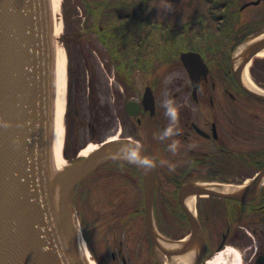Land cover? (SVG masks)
<instances>
[{"label": "flooded vegetation", "instance_id": "flooded-vegetation-1", "mask_svg": "<svg viewBox=\"0 0 264 264\" xmlns=\"http://www.w3.org/2000/svg\"><path fill=\"white\" fill-rule=\"evenodd\" d=\"M261 4L264 0H236L235 32L180 33L226 40L219 51L186 49L200 52L204 61L193 77L180 53L175 55L187 78L173 92H157L164 74L157 55L121 73L123 92L136 88L134 74L140 72L143 80L123 102L129 131L117 138L136 142L144 155L130 145L115 146L121 153L112 156L124 158L99 165L102 157L70 191V217L69 203L88 251L81 258L96 264H171L195 247L194 264H264V67L256 64L264 56L252 57L248 75L254 88L242 80L247 64L234 63L238 45L264 37V7L258 16L244 18ZM169 98L178 108L176 122L166 112ZM169 127L172 136L165 134ZM139 128L141 137L135 135ZM173 140L179 141L175 153L168 147ZM129 148L141 160L129 161Z\"/></svg>", "mask_w": 264, "mask_h": 264}, {"label": "water", "instance_id": "water-1", "mask_svg": "<svg viewBox=\"0 0 264 264\" xmlns=\"http://www.w3.org/2000/svg\"><path fill=\"white\" fill-rule=\"evenodd\" d=\"M50 30L47 0H0V264H84L72 232L70 191L115 146L144 155L128 138L108 140L47 176ZM263 47L264 37L251 43L240 66ZM181 59L191 77L204 65L198 52H182ZM54 182L62 183L56 203Z\"/></svg>", "mask_w": 264, "mask_h": 264}, {"label": "rangeland", "instance_id": "rangeland-1", "mask_svg": "<svg viewBox=\"0 0 264 264\" xmlns=\"http://www.w3.org/2000/svg\"><path fill=\"white\" fill-rule=\"evenodd\" d=\"M169 0H150L145 10V15L151 21H160L171 26H181L192 16L207 12L209 6L206 0H171L172 7L165 10ZM55 12L51 5L50 17L58 29V44L66 55V95L64 112V137L62 144V156L64 166L78 160L82 155L81 146L112 136L120 137L127 134L129 120L126 119L124 101L134 95L133 89L142 85V74L139 72L132 76V91H124L121 82L123 75L115 68L107 64L108 57L103 45L96 34H85L81 29L84 18L83 6L76 0H56ZM264 5L254 7L248 15L258 16ZM158 34V33H157ZM168 62L160 65L164 74L157 92L165 94L175 91L176 84H183L187 78L181 62L173 55ZM167 61V60H166ZM256 61V60H255ZM250 61L248 70L253 69L255 62ZM264 67V59H258L257 63ZM141 76V77H140ZM179 81V82H178ZM179 86V85H178ZM98 114V115H97ZM96 115L99 122L96 124ZM132 120V119H131ZM127 129V130H126ZM142 130H137V136L141 137ZM114 152L103 156L98 164H104L107 160L123 159L120 155L112 156ZM63 166V167H64ZM73 218L72 232L78 230L77 215L71 207ZM75 238V237H74Z\"/></svg>", "mask_w": 264, "mask_h": 264}, {"label": "trees", "instance_id": "trees-1", "mask_svg": "<svg viewBox=\"0 0 264 264\" xmlns=\"http://www.w3.org/2000/svg\"><path fill=\"white\" fill-rule=\"evenodd\" d=\"M76 1L83 6L82 31L88 35L96 34L106 51L107 64L116 63L121 70H130L135 65L147 63L151 56L157 55L165 60L179 48L210 47L219 51L224 45L221 42L226 40L222 36L180 35L182 32L236 31V0H208L209 12L199 13L179 27L153 23L145 17L150 0ZM158 32H161L160 42L156 43ZM148 47L160 50L150 54ZM102 122L106 121L100 120L99 124Z\"/></svg>", "mask_w": 264, "mask_h": 264}, {"label": "bare ground", "instance_id": "bare-ground-1", "mask_svg": "<svg viewBox=\"0 0 264 264\" xmlns=\"http://www.w3.org/2000/svg\"><path fill=\"white\" fill-rule=\"evenodd\" d=\"M49 15L51 14V5H53L54 12L56 11V0H47ZM50 67H51V86H50V123H49V137H48V153L46 163L47 176L61 170L64 166V158L62 156V144L64 137V112H65V95H66V55L62 47L58 44V29L50 17ZM250 43L240 44L234 52L235 65L242 60L244 55L250 49ZM257 56H264V48L256 53ZM250 61L244 67L242 80L250 87L254 88L253 83L248 75V66ZM117 136H112L109 139H114ZM97 143L90 142L82 148L80 154L85 156L92 150L96 149ZM120 151L117 147L109 149V151ZM62 183L54 182L51 185V198L53 203H56L57 195ZM75 246L79 254V258L83 253L88 255V251L81 238L80 231L75 233ZM84 259V258H83ZM85 259H87L85 257ZM85 264H96L93 260H85Z\"/></svg>", "mask_w": 264, "mask_h": 264}, {"label": "clouds", "instance_id": "clouds-1", "mask_svg": "<svg viewBox=\"0 0 264 264\" xmlns=\"http://www.w3.org/2000/svg\"><path fill=\"white\" fill-rule=\"evenodd\" d=\"M172 7L171 0H169V3L165 6V10L169 9ZM166 112L169 117H171L172 121L176 122L178 121V108L172 99H168L166 101ZM165 134L168 136H172L174 134V129L172 127H169L165 130ZM169 149L172 152H177L179 151V141L178 140H173L172 143L168 145ZM126 158L131 161V162H136L138 160H141L140 154L132 148H129L126 151ZM144 164H151L150 160L144 159L141 161ZM198 251V248H193L183 255L176 256L172 258L171 264H194L195 262V256Z\"/></svg>", "mask_w": 264, "mask_h": 264}]
</instances>
